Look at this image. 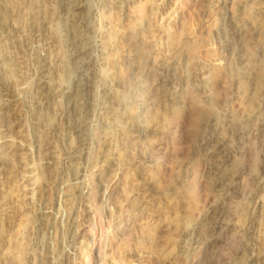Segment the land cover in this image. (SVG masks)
I'll use <instances>...</instances> for the list:
<instances>
[{"label": "rangeland", "instance_id": "1", "mask_svg": "<svg viewBox=\"0 0 264 264\" xmlns=\"http://www.w3.org/2000/svg\"><path fill=\"white\" fill-rule=\"evenodd\" d=\"M0 264H264V0H0Z\"/></svg>", "mask_w": 264, "mask_h": 264}, {"label": "bare ground", "instance_id": "2", "mask_svg": "<svg viewBox=\"0 0 264 264\" xmlns=\"http://www.w3.org/2000/svg\"><path fill=\"white\" fill-rule=\"evenodd\" d=\"M118 36L121 37L122 34L120 33ZM59 38H60V37H59ZM116 38H117V36H116ZM119 39H120V38H119ZM60 40H62V39L60 38ZM74 57H75V56L73 55L72 58H74ZM36 103H37L38 105H40L41 100H40V99H37V100H36Z\"/></svg>", "mask_w": 264, "mask_h": 264}]
</instances>
